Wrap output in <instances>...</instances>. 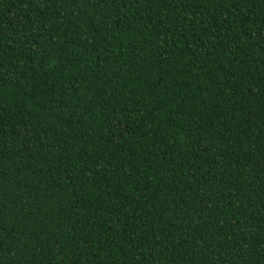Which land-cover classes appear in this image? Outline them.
Listing matches in <instances>:
<instances>
[{"label":"trees","instance_id":"obj_1","mask_svg":"<svg viewBox=\"0 0 264 264\" xmlns=\"http://www.w3.org/2000/svg\"><path fill=\"white\" fill-rule=\"evenodd\" d=\"M0 264H264V0H0Z\"/></svg>","mask_w":264,"mask_h":264}]
</instances>
